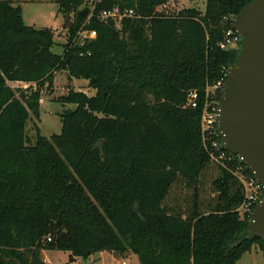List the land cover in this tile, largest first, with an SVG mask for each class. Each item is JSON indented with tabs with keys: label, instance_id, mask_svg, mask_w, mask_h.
I'll return each instance as SVG.
<instances>
[{
	"label": "trees",
	"instance_id": "obj_1",
	"mask_svg": "<svg viewBox=\"0 0 264 264\" xmlns=\"http://www.w3.org/2000/svg\"><path fill=\"white\" fill-rule=\"evenodd\" d=\"M167 1L100 0L86 21L87 0H58L73 21L57 54L52 28L26 25L19 5L0 0V264H45L44 250L73 261L131 253L138 264H236L253 246L264 254L239 211V174H251L201 131L205 88L241 49V39L220 46L230 19L254 0L158 13ZM114 6L134 16L98 18ZM82 31L95 37L78 42ZM61 71L92 93L67 85L53 97L73 105L57 113L60 133L46 137L34 122L28 135Z\"/></svg>",
	"mask_w": 264,
	"mask_h": 264
},
{
	"label": "water",
	"instance_id": "obj_2",
	"mask_svg": "<svg viewBox=\"0 0 264 264\" xmlns=\"http://www.w3.org/2000/svg\"><path fill=\"white\" fill-rule=\"evenodd\" d=\"M84 7L79 15L87 16ZM71 25L69 14L65 28ZM230 26L242 40L236 63L218 103L216 130L221 148L238 156L264 189V0L250 2ZM247 240L264 243V196L253 209L246 227Z\"/></svg>",
	"mask_w": 264,
	"mask_h": 264
},
{
	"label": "rangeland",
	"instance_id": "obj_3",
	"mask_svg": "<svg viewBox=\"0 0 264 264\" xmlns=\"http://www.w3.org/2000/svg\"><path fill=\"white\" fill-rule=\"evenodd\" d=\"M14 5H19L22 12V19L26 25L34 27L52 28L55 33V44L52 47L54 53L60 54L62 52V44L65 41L66 29L64 27V18L66 14L57 12L58 0H10ZM206 0H168L166 5V14H172L183 8H195L201 12L205 10ZM159 8V7H158ZM69 21L72 23L73 14L69 13ZM84 39L83 34H80L78 42ZM20 86L21 84H14ZM67 85L72 86L75 90L87 92L92 91L87 87V81L83 79H67L66 74L61 71L57 72L53 78V93L49 94L43 91L40 100L39 120L33 118L26 124V133L31 135L34 133L33 123L36 122L39 127L40 134L49 137L52 134H59L61 131V122L58 112L63 108H72L73 105H61L53 101V97L66 93ZM257 248V247H256ZM255 248V249H256ZM43 259L46 264H138L137 257L134 254L126 253L123 256L118 254H102L98 257L94 256L92 260H84L77 258L72 260L69 253L61 250H44L42 252ZM252 256L246 255L242 258L239 264H253ZM257 264H263L257 257Z\"/></svg>",
	"mask_w": 264,
	"mask_h": 264
},
{
	"label": "built area",
	"instance_id": "obj_4",
	"mask_svg": "<svg viewBox=\"0 0 264 264\" xmlns=\"http://www.w3.org/2000/svg\"><path fill=\"white\" fill-rule=\"evenodd\" d=\"M99 1L100 0H87V4L86 6H84L88 8L86 21H88L89 18L93 15L95 5ZM165 10H166V5H162L159 8H157V12L160 14H166ZM97 16L101 20H112L115 21L117 25H119L121 20H123L124 18H132L134 16V12L133 10L127 8L122 9L118 6H114L112 8L103 9L99 11ZM80 34H83L84 38L95 37L94 31H82L79 32V36ZM239 41L240 38L238 37V35L233 31L232 28H230L225 32L224 40L222 41L220 46L225 49L231 48L236 46L239 43ZM228 69H223L219 80H217L212 85H207L205 88L206 100L201 116V131L204 139H206V137L210 135H218L216 130V116L218 111V103L220 99L217 100V98H218V94L220 92H223L224 85L228 76ZM197 100H198V94L196 92H190L188 94V105H190L191 107H196ZM212 145L216 148L218 147L217 143L215 142H213ZM220 146H221V142H220ZM221 158H226L225 152H221L219 157L217 158L213 157V159L215 160ZM238 159L240 160L239 157ZM239 177H240L239 179L243 184L244 193H245V199L241 207L239 208V211L241 214L246 213L248 215H251L253 209L263 198L264 189L261 187V185L255 180V178L252 175L251 177H246V176L243 177L242 175L239 174ZM121 264H125V262L122 261Z\"/></svg>",
	"mask_w": 264,
	"mask_h": 264
},
{
	"label": "crops",
	"instance_id": "obj_5",
	"mask_svg": "<svg viewBox=\"0 0 264 264\" xmlns=\"http://www.w3.org/2000/svg\"><path fill=\"white\" fill-rule=\"evenodd\" d=\"M17 84H21V83H17ZM255 246L252 247V249L249 251V252H246L242 255V257L240 258V260H238L236 262V264H239V262L242 260V258L246 255H250L252 256V260H253V264H257V257H259V259L262 261V263L264 264V254L258 249L256 248ZM43 252V251H42ZM42 252H41V255H42ZM115 254L114 252H109V251H102V252H97V253H94V254H91L89 257H87L86 259L84 260H92V258L95 256H99V255H102V254ZM42 258H43V255H42ZM44 260V259H43ZM45 262V261H44ZM46 264V263H45Z\"/></svg>",
	"mask_w": 264,
	"mask_h": 264
}]
</instances>
